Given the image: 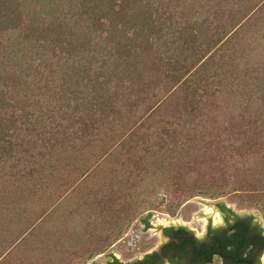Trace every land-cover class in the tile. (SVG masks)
<instances>
[{
    "label": "trees",
    "instance_id": "1",
    "mask_svg": "<svg viewBox=\"0 0 264 264\" xmlns=\"http://www.w3.org/2000/svg\"><path fill=\"white\" fill-rule=\"evenodd\" d=\"M81 186L79 239L97 251L159 194L171 209L228 193L264 208V0H0L1 220ZM219 207L202 238L162 228L172 262L259 264L262 223ZM54 236L42 245L60 262L71 235ZM40 246L2 248L0 264H36Z\"/></svg>",
    "mask_w": 264,
    "mask_h": 264
},
{
    "label": "rangeland",
    "instance_id": "2",
    "mask_svg": "<svg viewBox=\"0 0 264 264\" xmlns=\"http://www.w3.org/2000/svg\"><path fill=\"white\" fill-rule=\"evenodd\" d=\"M110 158L111 157H107V160ZM114 161L116 162V160ZM118 178L119 176H117V173L114 174L113 180L109 181L106 187H116L118 185L116 182ZM54 185L53 183L52 187H59ZM74 188L77 191L71 189L70 196L64 199L62 198L64 195L57 192V189H52V195H49L51 199L49 198L45 201L41 200L42 198L39 197L36 199L33 197L32 200L26 197L25 202L11 205V208L8 209V213H5L3 220H1L0 213V250L4 248L3 246L6 243H8V245L4 248V253L9 252L13 246L15 250H17L22 246L32 249L35 245H41L40 248L42 250L37 251L36 249L31 252L32 254L30 257L32 260H36V264L48 263V257H52L54 264H91L93 259L101 257L102 254L107 253L112 248L120 250L121 260L134 259L137 254L150 250L159 241V234H151L150 226L147 227L146 230H143L144 224L139 221V218L143 217L148 211L156 213V219L153 220V225L163 221L166 217L171 220L180 218L181 220L188 221L191 227L201 232L204 217H198L197 221H194L192 217L194 212H198L202 209V201L191 200L193 198H200L207 201H222L232 206L237 212L252 210L261 217L264 223V208L260 204L246 202L240 196L242 194L239 193H228L219 197H208L198 194L183 200L174 209L170 208L169 198L163 197V194H159L155 198V202L149 205L148 209L143 210L137 217L130 220L122 232L117 234L115 238H112V240L100 251H97L94 248L91 249L89 244H86V242L88 243L87 239L90 237V233L85 232L82 239H79L81 235H79L78 232L82 229L83 222H81V217L83 213L81 212V208L77 207L74 202L77 200V196L81 199L85 196L81 195L84 192L82 186L79 189L77 187ZM0 189H2V187H0ZM50 201L53 202L50 204ZM42 204L50 206L49 211L43 214L44 218H38V213ZM84 211L85 210H83V212ZM99 221L98 219L97 225L103 229L102 223ZM38 227L41 229L38 230ZM17 233L20 234L17 236ZM51 235H55L54 237L71 235V238L64 243L62 252L57 253V256L61 254V257H66V259H62L60 262L57 261V258H54L53 252L47 250V248L50 249L49 247L43 249V237L48 238ZM72 235L74 237H72ZM32 238L36 241L33 240L31 243H28ZM47 245L53 246L54 243H46V246ZM80 248L85 250L82 254L79 253ZM28 261L30 260L24 259L20 263L19 261L10 259L7 262H9L8 264H29ZM5 263L6 262H4V264ZM210 264H220V259L214 257ZM262 264H264V254Z\"/></svg>",
    "mask_w": 264,
    "mask_h": 264
},
{
    "label": "water",
    "instance_id": "3",
    "mask_svg": "<svg viewBox=\"0 0 264 264\" xmlns=\"http://www.w3.org/2000/svg\"><path fill=\"white\" fill-rule=\"evenodd\" d=\"M191 200H200V201H202V204H201L202 209H200L198 212H194L193 217H192L194 221H197L198 217H204V223H203L201 232H198L196 230V228L191 227L188 221L181 220L180 218H178L176 220H171L170 218L166 217L163 221L158 222L155 225H153V220L156 219V217H155L156 213L151 211L152 212V215L150 217L151 234H154V233L159 234V241L157 242V244L153 248H151L150 250H148L146 252H151L154 249H158L159 246L161 245V243H163L166 240V237L163 235V232H162V228L164 226H168V225H174V226L184 225V226H187L188 228H190L191 230H193L194 234L197 237L202 238V237L205 236L206 231H207V227H208L209 224L212 225V226H219V225L224 224V215H223V213H222V211L220 210V207H219V203H224V202H222V201H207V200L200 199V198H193ZM224 205L226 207H229L234 212H236V213H238L240 215L252 214L255 217L256 220H258L259 222L262 223V225L264 227L263 220L254 211L246 210V211H242V212H237V211H235L232 208V206H230V205H228L226 203H224ZM140 218H139V221H140ZM146 228L147 227H144L143 230H146ZM119 251H120L119 249L112 248L107 253L102 254L101 257L93 259L91 261V264H94V263L104 264L113 255L118 257L119 259H121ZM146 252L139 253V254H137V256L134 259H127L125 261L141 259ZM263 254L259 257V264H262ZM165 264H167V263H165Z\"/></svg>",
    "mask_w": 264,
    "mask_h": 264
},
{
    "label": "flooded vegetation",
    "instance_id": "4",
    "mask_svg": "<svg viewBox=\"0 0 264 264\" xmlns=\"http://www.w3.org/2000/svg\"><path fill=\"white\" fill-rule=\"evenodd\" d=\"M170 226V225H168ZM164 235V234H163ZM166 240L161 243L158 249H154L151 252H146L141 259H145L141 262V264H179V262H172V255L174 249L172 247L167 246V242L169 241V236L164 235ZM196 236V235H195ZM197 237V236H196ZM199 238V237H198ZM214 257H218L220 259V264H222V259L217 254H214L210 262H203V263H192V264H210ZM178 257L175 255V259L177 260Z\"/></svg>",
    "mask_w": 264,
    "mask_h": 264
}]
</instances>
